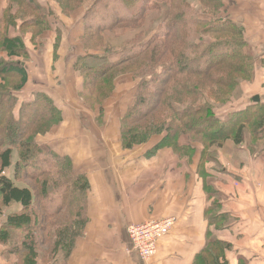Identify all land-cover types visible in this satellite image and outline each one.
Returning <instances> with one entry per match:
<instances>
[{
    "label": "trees",
    "instance_id": "obj_1",
    "mask_svg": "<svg viewBox=\"0 0 264 264\" xmlns=\"http://www.w3.org/2000/svg\"><path fill=\"white\" fill-rule=\"evenodd\" d=\"M82 1L57 3L68 12ZM131 1L118 0L127 17L119 13L111 24L100 27L96 33L136 24L163 6L159 3L158 7L156 0H140L139 6L130 12L129 7L134 5ZM168 1L169 14L171 10L176 14L169 18L167 7L163 6L166 17L161 33L148 41L124 46L115 60L109 59L112 48L104 46L99 49L100 54L88 53L71 63L83 87L96 90L92 95L101 106L112 93L116 77L132 74L144 79L135 102L121 118L123 147L133 149L158 138L150 153L171 148L184 156L193 154L195 145H202V154H207L212 147H220L228 140L242 143L243 131L250 125L252 138L264 139V106L259 102L252 99L251 105L227 113L223 121L209 107L230 97L229 92L238 82L231 76L246 75L247 64L250 66L243 27L226 14H218L224 0H198L196 13L191 14L185 12L192 6L187 0ZM6 2L0 21L4 29L0 32V51L23 61L0 59V219L5 216L0 226V243L6 254L13 257V264H53L66 260L84 233L90 185L68 155L58 154L48 146L31 150L33 140L27 139V134L34 129L35 135H47L62 123L63 115L47 90L34 92L30 99H20L19 93L28 82L24 62L30 59L22 37L27 34L34 41L40 31L50 30L53 24L38 0ZM21 6L29 7L34 18L25 19ZM13 9L15 13L11 15ZM16 20L21 22L19 26ZM9 29H20L24 35L9 38ZM214 56L218 58L212 60ZM205 61L208 64L201 68L200 63ZM13 150L17 154L14 163ZM34 165L36 170H32ZM10 168L12 175L6 173ZM214 246L199 256V264H227L219 252L222 246ZM43 256L50 262L45 263Z\"/></svg>",
    "mask_w": 264,
    "mask_h": 264
},
{
    "label": "crops",
    "instance_id": "obj_2",
    "mask_svg": "<svg viewBox=\"0 0 264 264\" xmlns=\"http://www.w3.org/2000/svg\"><path fill=\"white\" fill-rule=\"evenodd\" d=\"M232 1L226 15L243 26L247 42L264 50V0ZM6 7V0H0V21ZM16 23L21 24L18 20ZM21 33L20 29L8 31L9 38L24 35ZM30 38L27 34L22 37L27 51L34 55L43 44L47 45V53L40 63L34 59L32 68L24 62L28 82L19 93L21 100L46 90V80L56 72L58 63L54 57L56 32L52 27L41 36L42 41ZM0 59L23 61L2 50ZM37 75L40 82L34 81ZM255 79L256 83H264V74L260 72ZM255 88L253 92L257 93L252 94V99L264 101V85ZM47 91L57 97L52 89ZM103 134L108 136L107 132ZM183 140H179L178 147ZM91 141L95 143L90 144ZM105 141L99 136L96 140L81 138L78 145L66 150L51 143L52 148L56 146L55 152L68 155L77 164L90 185L84 233L66 260L53 264H199V256L215 244L222 246L219 252L227 264H264V139L244 138L239 144L228 140L207 154H202V145H195L194 153L184 156L171 148L150 153L158 138L133 149L122 147L120 135L116 148ZM164 218H173L174 226L158 241L155 256L142 261L131 249L128 226ZM3 222L5 216L0 219V226ZM13 262L0 243V264Z\"/></svg>",
    "mask_w": 264,
    "mask_h": 264
},
{
    "label": "rangeland",
    "instance_id": "obj_3",
    "mask_svg": "<svg viewBox=\"0 0 264 264\" xmlns=\"http://www.w3.org/2000/svg\"><path fill=\"white\" fill-rule=\"evenodd\" d=\"M38 1L44 6L45 12L48 13L47 18L49 21L53 22V28L56 29V34H58L56 35L58 38L57 40L55 39L54 44V57L56 62H58L57 64L55 63L56 72L50 75L49 80H46V87L47 89H52L56 93L57 97L55 100L61 109L63 121L59 126H57V130H54V128L52 130L53 133L50 132L47 135H35L34 129L30 131L27 134V139L30 140L32 138L33 140L31 150H34L39 146H48L49 148H52L51 143L57 144V147L60 149L62 147L66 150L75 143L78 145L81 138L83 140H85V138L96 140L98 139V136L101 138L105 137L107 139L105 143H107V145L111 148H116V146H118V135L121 134V118L127 108L135 102L137 93L139 94L140 86L144 79L142 81L141 77H136L132 74H124L116 77L112 82V93L101 106L95 101V97L92 95V92L96 90L93 89L92 86L91 89H88L86 85L83 87L82 79L75 69L71 68V63L73 61L76 62L79 56H84L88 53L100 54L102 51L99 49H104V46L112 48L113 53L109 54V59L115 60L118 58L119 50H122L124 46L137 44L143 39L148 41L151 36L153 37L155 34L161 33L164 23L163 19L166 17V12L165 9H163V6L167 7V14H169V1L156 0V3H160L163 6L159 10L154 12L151 11L147 15V18L143 21L132 25L123 24L117 26L113 30L101 34L96 32L100 29V27L111 24L115 20L114 16L121 13V15H125V17H127L126 14H124V9H122L121 5L118 4V0H83L77 6L73 5L69 8L72 10L68 12L62 9L60 4L57 3V0ZM226 1L229 2L228 6ZM131 2H134V5L129 7L128 10L130 12L134 11L139 6L140 0H132ZM187 2L193 7L190 6V10H186L187 8L183 7V10H186L185 12L187 14L196 13L195 8H197V6L195 4L199 5L198 0H187ZM233 3L234 2L232 0L223 1V5L218 9V14L220 16L226 14ZM54 11L58 14V17H56ZM21 12L26 15L25 19L34 18V15L29 7L26 8V6H21ZM175 14L176 12L171 10L169 18H172ZM235 23L238 24L237 22ZM238 25L242 26L240 23ZM90 27H92L93 30L91 29V32H85L87 31V28ZM39 34L38 39L42 41L44 38H41V36L45 34V31L42 33L40 31ZM243 36L246 40L244 32ZM54 38L55 37H53V39ZM247 43L248 53L250 54V66L248 63L246 73L244 72L246 75L237 74L231 76L234 79H238V82L229 92L230 97H228L225 101L217 104H210V102L207 103L210 104L209 107H211L214 112L216 110L217 115H221L220 120L222 121L225 119V115H228V112H234L238 109L244 108L245 106L251 105L253 102L252 97H254L252 94L257 93V91L253 92V90L256 89L255 86L264 85V83H256L255 79L256 75L260 72L264 74V50H260L259 47H256L249 42ZM46 46L40 44L37 47L39 49L34 53V55L30 50H28L29 55H32V61L30 59L25 60L29 63V68L33 67L31 63L34 59H36L38 63L42 62V58L43 60L45 59V53H47L45 50ZM212 58V60H216L218 57L214 56ZM206 64H208L207 61H205V63L201 62V68L205 67ZM44 68H48L46 64H44ZM47 71L49 72L48 69ZM159 71L160 70H157L159 76H161ZM40 80L41 79L38 75L34 79V81L38 82H40ZM34 85L36 86L38 83L35 82ZM199 103L200 104L198 106L202 104V102ZM259 103L264 106L263 100ZM252 130V125L246 127L243 131V139L245 138V140H247L248 138H252ZM105 132L108 133V136L103 134ZM61 133H65V136L59 137L58 135ZM52 136L53 139H51ZM51 140L55 141L51 142ZM94 143V141H91L90 144ZM255 147L259 148V145H256ZM251 148H253V146H251ZM52 149H56V146H53ZM16 156L17 154L13 150L11 156L13 163L16 160ZM74 166L78 170L76 163H74ZM32 170H36L35 165ZM11 172L12 170L10 168L6 173L12 175ZM3 174L5 173H1V175ZM43 259L45 260V263L50 262V260L45 259L44 256Z\"/></svg>",
    "mask_w": 264,
    "mask_h": 264
},
{
    "label": "built area",
    "instance_id": "obj_4",
    "mask_svg": "<svg viewBox=\"0 0 264 264\" xmlns=\"http://www.w3.org/2000/svg\"><path fill=\"white\" fill-rule=\"evenodd\" d=\"M174 223L173 218H166L159 221L129 225L127 235L131 249L142 261L152 259L156 254L158 241L172 229Z\"/></svg>",
    "mask_w": 264,
    "mask_h": 264
},
{
    "label": "water",
    "instance_id": "obj_5",
    "mask_svg": "<svg viewBox=\"0 0 264 264\" xmlns=\"http://www.w3.org/2000/svg\"><path fill=\"white\" fill-rule=\"evenodd\" d=\"M253 101H254V102H259V98H258V97H255V98L253 99Z\"/></svg>",
    "mask_w": 264,
    "mask_h": 264
}]
</instances>
